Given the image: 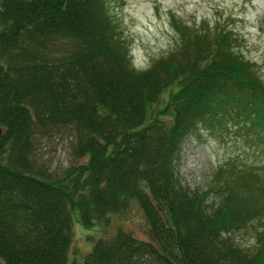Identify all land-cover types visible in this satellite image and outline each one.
<instances>
[{
    "label": "trees",
    "instance_id": "trees-1",
    "mask_svg": "<svg viewBox=\"0 0 264 264\" xmlns=\"http://www.w3.org/2000/svg\"><path fill=\"white\" fill-rule=\"evenodd\" d=\"M106 5L0 0V264H67L74 214L97 228L133 202L146 238L119 227L69 264H264V169L227 159L190 189L174 166L187 139L264 147V84L237 35L181 33L135 69ZM61 132L75 161L56 174L33 152Z\"/></svg>",
    "mask_w": 264,
    "mask_h": 264
},
{
    "label": "rangeland",
    "instance_id": "rangeland-1",
    "mask_svg": "<svg viewBox=\"0 0 264 264\" xmlns=\"http://www.w3.org/2000/svg\"><path fill=\"white\" fill-rule=\"evenodd\" d=\"M106 9L135 69H144L165 55L181 33L226 28L238 37L234 51L255 65L264 84V0H107ZM36 142L35 163L48 171L60 174L75 161L71 136L66 132L43 134ZM232 158H242L248 166L264 169V147L223 134L218 139L185 140L174 163L175 173L183 185L194 189L208 179L214 168ZM119 227L146 238L145 221L136 202L124 213L113 215L108 225L97 228L84 227L74 214L67 264L89 249L92 238L110 235ZM235 240L245 245L252 239L250 234H237Z\"/></svg>",
    "mask_w": 264,
    "mask_h": 264
}]
</instances>
